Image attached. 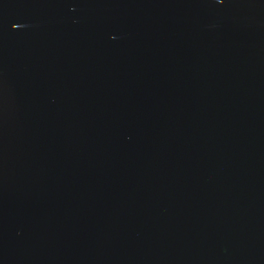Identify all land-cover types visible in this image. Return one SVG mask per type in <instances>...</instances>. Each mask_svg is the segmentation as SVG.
<instances>
[{
	"label": "water",
	"instance_id": "1",
	"mask_svg": "<svg viewBox=\"0 0 264 264\" xmlns=\"http://www.w3.org/2000/svg\"><path fill=\"white\" fill-rule=\"evenodd\" d=\"M0 264H264V0H0Z\"/></svg>",
	"mask_w": 264,
	"mask_h": 264
}]
</instances>
